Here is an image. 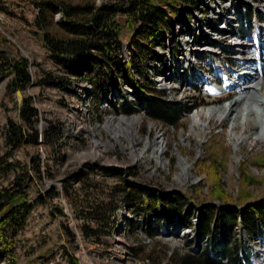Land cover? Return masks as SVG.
I'll return each mask as SVG.
<instances>
[{"label":"rangeland","instance_id":"rangeland-1","mask_svg":"<svg viewBox=\"0 0 264 264\" xmlns=\"http://www.w3.org/2000/svg\"><path fill=\"white\" fill-rule=\"evenodd\" d=\"M94 1L98 4L105 0ZM209 2L216 12L224 9L218 14L222 18L228 15L233 20L236 11L247 7L255 16L264 14V0ZM37 10L35 0L0 1V54L11 59L26 58L33 80L24 89H18L21 99L17 89L7 90L11 74L0 80V160L17 161L26 166L30 178L27 198L35 204L15 237L14 261L1 258L0 264H172L171 259L198 254L204 248L207 238L198 236L196 229L205 205L218 209L225 201L227 205L238 206L243 199L264 196V141L257 140L252 122L238 123L234 131L241 138L239 149L234 146L233 124L229 119L202 118L205 136L200 145L196 138L189 136L195 113L222 107L239 98V91L234 90L222 99L212 100L205 97V91L192 90L187 83L183 85L170 77L175 72H183L182 79L186 80L189 74L192 81L194 74L198 83L205 79L206 62L214 60L218 65L241 68H236L238 61L231 62L236 56L219 49L211 52V47L203 43V35L214 37L216 33L198 23V18H204L201 10L189 16L195 25L188 23L187 28L184 23L175 24L174 35H168L171 37L165 46H153L161 60L150 54L146 59H137L132 69L139 84L150 87V92L154 88L163 91L166 100L180 101L186 107L197 104L194 109L183 110L175 126L151 119L138 106V102L155 92L145 96L133 88L125 78L126 69L121 63L114 65L116 78L109 80L108 89L96 98L89 81L90 74L98 70L94 61L81 64L77 74H71L53 61L41 31L34 24ZM214 11L208 9V16H214ZM116 20L125 23L126 16L118 14ZM257 20L252 17V27L259 25ZM216 26L223 27L219 23ZM259 28L262 27L259 25ZM51 30L56 28L53 26ZM248 41L252 42L248 39L243 42ZM229 48L241 51L232 42ZM122 54L124 61L130 59L126 42L122 44ZM171 54L177 55L178 62ZM256 96L261 102L260 95ZM24 98H29L38 111L35 124L38 133L44 134L51 125L63 124V136L56 146L46 145L40 137L37 144L13 147L9 143V120L31 133L19 116ZM124 103L137 107L138 111L123 112L121 104ZM130 119L138 121L133 129L126 122ZM158 143L162 146L159 154L155 153ZM202 161L215 167L213 177L207 176V167L201 168ZM21 168L18 166L2 176L0 184L10 186L23 178ZM129 186L135 194L179 196L184 206L172 220L162 214L153 217L126 197ZM181 216L192 227L176 222ZM233 233L255 249L253 264H264V237L247 239L236 227ZM217 238L215 246L223 244L220 234Z\"/></svg>","mask_w":264,"mask_h":264},{"label":"trees","instance_id":"trees-1","mask_svg":"<svg viewBox=\"0 0 264 264\" xmlns=\"http://www.w3.org/2000/svg\"><path fill=\"white\" fill-rule=\"evenodd\" d=\"M201 1L105 0L97 4L94 0L77 3L68 0H35L38 10L34 24L42 33L44 46L50 58L68 69L71 74H77L81 70V64L94 61L93 64L98 70L95 74H90L89 81L94 86L92 91L96 98H100L101 93L108 89L109 80L116 78L114 65L121 63L126 69L125 78L133 88L145 96L155 92L138 102V106L144 108L146 115L151 119L175 126L182 118L183 110L188 111L197 104L186 107L180 101L166 100L163 91H156L154 88L150 92V87L139 84L132 75V69L137 59H146L150 54L161 60L162 57L156 54L153 46H165L166 40H170L174 35L175 24L184 23L185 27L189 28L185 23L184 14H192L191 9L198 7ZM57 13L60 14V18L55 20ZM118 14L126 16L125 23L116 20ZM245 16L248 23L250 15ZM53 26L56 30H51ZM240 31L241 28L237 33ZM203 39L205 42L219 45L216 40H211L207 36H203ZM123 42H126L130 49L131 56L128 61L123 60ZM10 74L12 78L7 84L9 91L22 90L33 81L26 58L11 59L0 54V80ZM121 110L128 114L138 111L137 107L128 103L121 104ZM19 116L31 133L22 125L9 120L7 137L13 147L23 143L37 144L39 137L41 142L48 146L54 147L60 143L63 124L51 125L44 134L38 133L35 128L38 111L29 98L22 100ZM202 162L201 168L207 167L206 171L209 173L207 176L213 177L211 173L215 174V167ZM18 166L23 169L21 172L23 178H19L10 186L0 184V259L5 258L10 262L15 259L13 251L15 237L24 227L28 215L35 206L27 198L26 187L30 178L25 165L1 159L0 179ZM125 193L136 207L145 209L153 217L162 214L172 220L173 215L184 206L179 196L141 192L135 194L131 186ZM218 207L217 209L214 205H205L198 217L196 233L201 238H207L201 252L173 258L172 264H251L250 246L233 231L236 227L247 239H253L257 235L264 237V196L249 201L243 199L238 206L227 205L223 201ZM176 222L192 227V224L184 221L182 216L178 217ZM219 234L223 244L215 246ZM85 235L88 236L86 232Z\"/></svg>","mask_w":264,"mask_h":264},{"label":"bare ground","instance_id":"bare-ground-1","mask_svg":"<svg viewBox=\"0 0 264 264\" xmlns=\"http://www.w3.org/2000/svg\"><path fill=\"white\" fill-rule=\"evenodd\" d=\"M240 47L241 51L238 52L239 58H237V60L241 61L242 63L249 64V67H244L242 69V72H239L237 74L238 77H235L236 79L226 80L225 86L215 85L213 89H216V91L221 93L226 89V87H234L239 91V98L236 99V97L233 100L229 101L232 102L236 99L229 105H225L229 103L226 102L222 107H212L207 110H201L200 112H197L195 113V115H193V127L190 131L189 136L191 135L193 136V138H196L198 140V145L202 144L205 136V126L202 125V118L207 117L211 120L216 116L219 118L231 120L233 124L231 135L234 138V146L236 149H239L241 144V138L239 139L234 135V131L238 123L246 125L252 122L256 127L255 136L257 137V140L261 139L262 141H264V92H262V89L264 88V52L261 51L262 48L260 43L259 46H257L255 42H250L249 45L241 44ZM257 48L259 54H257ZM231 84L236 86H232ZM210 86L212 87L213 85ZM256 95H260L262 99L261 102L258 100ZM126 122L128 124V128L133 129L138 121L137 119H130L126 120ZM197 129H199L200 131H197ZM126 134L129 133L126 132ZM161 151L162 146L160 145V143H158L155 153L159 154ZM184 162H186V160Z\"/></svg>","mask_w":264,"mask_h":264},{"label":"built area","instance_id":"built-area-1","mask_svg":"<svg viewBox=\"0 0 264 264\" xmlns=\"http://www.w3.org/2000/svg\"><path fill=\"white\" fill-rule=\"evenodd\" d=\"M0 1H4V0H0ZM210 0H208V2H206L205 0H202L201 1V3L198 5V7H196V8H193V9H191V12H192V14H187V15H185L184 14V18H185V23H190V25L192 26V25H195L194 23H193V21L192 22H190L189 20H190V18H189V16L190 17H192V15L193 14H195V10H201V13H203V17L204 18H198L199 19V21H198V23L201 25V26H203L204 28H206L209 32L210 31H212V32H215L216 34H215V36H214V38L216 37V36H220V37H223L222 35H220V34H222L223 33V31H225L224 33H228V32H233V30H235V31H237L238 29H240L241 27H242V25H243V22H247V19H246V21H245V18H246V16L245 15H247V13H246V10H244V11H241V10H239V12H235V19H230L229 17H228V15L227 16H225V17H223L224 18V22H222V23H220V21L223 19L222 17H220V15H218L219 13H222V12H224V9L222 10V12L221 11H218V12H216V11H214V9H212V3L211 2H209ZM207 4V5H206ZM209 7V8H207V10L208 9H210L211 11H214V13H212V14H214V16H212V17H209L208 16V14H207V10L205 11V9H202L203 7ZM248 8V7H247ZM229 11V10H228ZM223 14H225V13H223ZM262 15H264V14H262ZM244 16V19H242V17ZM253 16L255 17V14H253ZM208 17V18H207ZM60 18V14L59 13H57V14H55V20H57V19H59ZM208 19H210V20H208ZM201 20V21H200ZM236 20V21H235ZM187 21V22H186ZM218 23L219 24H222L223 25V27H217L216 25H218ZM262 24V26H264V23L262 22L261 23ZM188 26H189V24H188ZM190 27V26H189ZM221 29H224L223 31H221ZM203 36H207L208 37V35L207 34H205V35H203ZM203 36L201 37L202 38V40L204 41L203 43L204 44H206L205 43V40L203 39ZM211 36V35H210ZM212 37V36H211ZM238 40H236L237 41V43H239V42H242L243 43V45H249L250 44V41H248V43L247 44H244V40H246V39H248L249 40V38H246V37H240V36H238ZM252 43V42H251ZM223 44H226V43H223ZM227 44H229V45H231V43L229 42V43H227ZM206 45H209L211 48L209 49V51H213V52H216V51H214V49H219L220 50V48L218 47V46H213L212 44H206ZM235 56V55H234ZM198 57H200V55H198ZM171 77V76H170ZM182 81V80H181ZM184 83H186V81L185 80H183L182 81V84L184 85ZM186 85V84H185ZM132 114H134V113H132Z\"/></svg>","mask_w":264,"mask_h":264},{"label":"water","instance_id":"water-1","mask_svg":"<svg viewBox=\"0 0 264 264\" xmlns=\"http://www.w3.org/2000/svg\"><path fill=\"white\" fill-rule=\"evenodd\" d=\"M16 93H17V95H18V97L21 99V92H20V90H16Z\"/></svg>","mask_w":264,"mask_h":264}]
</instances>
